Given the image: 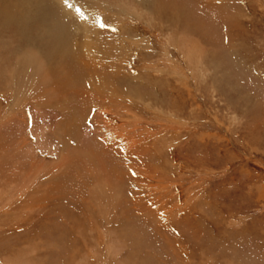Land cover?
Returning a JSON list of instances; mask_svg holds the SVG:
<instances>
[{"label": "rangeland", "instance_id": "rangeland-1", "mask_svg": "<svg viewBox=\"0 0 264 264\" xmlns=\"http://www.w3.org/2000/svg\"><path fill=\"white\" fill-rule=\"evenodd\" d=\"M0 264H264V0H0Z\"/></svg>", "mask_w": 264, "mask_h": 264}, {"label": "snow or ice", "instance_id": "snow-or-ice-1", "mask_svg": "<svg viewBox=\"0 0 264 264\" xmlns=\"http://www.w3.org/2000/svg\"><path fill=\"white\" fill-rule=\"evenodd\" d=\"M65 3H67V0H65ZM70 6V5H69ZM77 11H79V9H77ZM101 26H103V25H101Z\"/></svg>", "mask_w": 264, "mask_h": 264}]
</instances>
